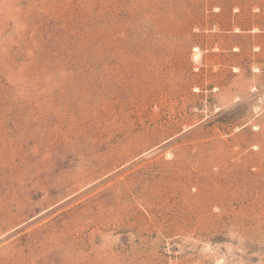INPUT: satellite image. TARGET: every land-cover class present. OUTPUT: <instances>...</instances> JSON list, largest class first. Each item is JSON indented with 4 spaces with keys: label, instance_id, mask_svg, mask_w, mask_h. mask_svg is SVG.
Masks as SVG:
<instances>
[{
    "label": "rangeland",
    "instance_id": "obj_1",
    "mask_svg": "<svg viewBox=\"0 0 264 264\" xmlns=\"http://www.w3.org/2000/svg\"><path fill=\"white\" fill-rule=\"evenodd\" d=\"M0 264H264V0H0Z\"/></svg>",
    "mask_w": 264,
    "mask_h": 264
}]
</instances>
